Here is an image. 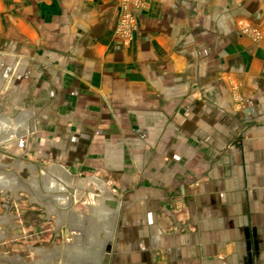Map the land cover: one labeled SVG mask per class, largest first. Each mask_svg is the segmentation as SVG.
<instances>
[{"label": "crops", "instance_id": "1", "mask_svg": "<svg viewBox=\"0 0 264 264\" xmlns=\"http://www.w3.org/2000/svg\"><path fill=\"white\" fill-rule=\"evenodd\" d=\"M3 77L39 94L13 130L124 149L126 199L65 211L30 264H264V0H0Z\"/></svg>", "mask_w": 264, "mask_h": 264}, {"label": "rangeland", "instance_id": "2", "mask_svg": "<svg viewBox=\"0 0 264 264\" xmlns=\"http://www.w3.org/2000/svg\"><path fill=\"white\" fill-rule=\"evenodd\" d=\"M248 33L260 34L254 29H248ZM6 79L0 78V88L6 83ZM38 95L18 90L0 92V155L6 157L0 160V164H11L14 159L34 165L39 193L68 195L66 212L74 213L76 209L86 208L96 198L104 203L108 202L107 199L112 200L115 205L117 202L122 203L127 192L126 164L122 157L124 149L120 148L121 143L116 151L118 155L121 154L117 165L114 155L101 156V151L97 155L92 153V148L86 150L81 144L77 147V131H72L71 135L60 132V136L50 123H30L19 132L11 128V121L19 118L20 114L26 115L34 109H41V106H36L37 103L40 105ZM43 108L51 113L55 112V115L58 113L63 116L65 113L62 110L58 112L51 106ZM91 141L94 142L92 139ZM2 170L10 171L11 167ZM17 175L19 179L28 181L26 168H21ZM46 181H55L54 187L47 188ZM85 187L90 191L82 192ZM28 199L29 195L19 190L13 193L5 190L4 196H0V264H20L23 261L30 264L33 257L27 252V247L35 245L44 250L52 249L55 245L61 246V241L70 243L77 235L75 231L63 234L61 231L65 228L62 225V229L59 228L54 235L52 222L55 214L49 215L46 209L39 208L34 202L27 205ZM47 216L50 224L46 222ZM24 228L27 231L25 235L22 234Z\"/></svg>", "mask_w": 264, "mask_h": 264}, {"label": "water", "instance_id": "3", "mask_svg": "<svg viewBox=\"0 0 264 264\" xmlns=\"http://www.w3.org/2000/svg\"><path fill=\"white\" fill-rule=\"evenodd\" d=\"M6 157L0 155V160ZM9 159V158H8ZM11 167L10 171H4L2 168ZM21 168H26L28 172V181L18 178L17 173L21 172ZM0 196H4L5 190L13 193L16 190L23 191L29 195L27 205L34 202L39 208L47 210L49 215L55 214L52 222L54 225L53 232H56L63 224L65 205L68 195H41L37 186L36 167L17 160H12L11 164H0Z\"/></svg>", "mask_w": 264, "mask_h": 264}, {"label": "built area", "instance_id": "4", "mask_svg": "<svg viewBox=\"0 0 264 264\" xmlns=\"http://www.w3.org/2000/svg\"><path fill=\"white\" fill-rule=\"evenodd\" d=\"M118 20L116 36H119L123 42H127L131 39L130 34L133 32L135 22L126 5L123 6Z\"/></svg>", "mask_w": 264, "mask_h": 264}, {"label": "bare ground", "instance_id": "5", "mask_svg": "<svg viewBox=\"0 0 264 264\" xmlns=\"http://www.w3.org/2000/svg\"><path fill=\"white\" fill-rule=\"evenodd\" d=\"M113 217V216H112ZM107 219H109V218H107ZM108 221V220H107ZM104 223H105V221H104ZM104 233V232H103ZM92 239H94V238H92ZM103 240V239H102ZM103 242V241H102Z\"/></svg>", "mask_w": 264, "mask_h": 264}]
</instances>
